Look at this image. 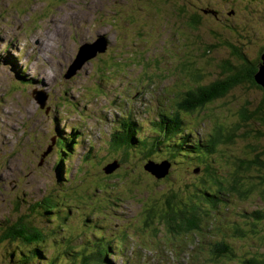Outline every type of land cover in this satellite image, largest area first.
Segmentation results:
<instances>
[{
  "label": "rangeland",
  "instance_id": "374dc122",
  "mask_svg": "<svg viewBox=\"0 0 264 264\" xmlns=\"http://www.w3.org/2000/svg\"><path fill=\"white\" fill-rule=\"evenodd\" d=\"M263 1L0 0V224L5 218L13 223L28 214L18 202L20 198L26 195L30 201L40 199L54 186L52 166L62 157L57 150V135L66 146L75 132L81 137L74 140V154L66 166L72 168L73 179L88 162L99 164L106 159L102 167L108 170L107 165L119 159L109 143L124 113L132 115L137 127L144 125L141 129L145 137L152 132L153 121L160 120L159 113L171 108L182 109L181 116L192 131L191 141L198 135L234 129L235 124L244 134V128L250 125L244 138H235L227 156L233 155L230 161L238 164L244 158L264 159V124L254 126L251 119L241 115V111L246 114L258 107L263 96L259 86L240 78L237 86L205 109L193 114L183 110L188 92L198 84L235 73L228 65H238L237 59L226 43L219 46L216 33L231 43L245 42L254 55L264 45ZM204 9H213L219 16L204 13ZM195 13L201 15V21L193 28ZM100 37L111 42L109 48L79 63L84 42L92 43ZM110 56L107 66L103 61H109ZM16 72L20 80L14 77ZM24 81L28 90L20 85ZM57 130L61 132L57 134ZM155 160L164 162L158 156ZM141 161L139 157L125 169L129 172L134 167L132 173L121 179L117 177L122 172L113 174L116 178L109 181L113 188L122 190L125 199L106 220L111 230L125 232L120 233L124 235L122 244L128 245L116 264L123 259L127 264H235L215 257L231 238L227 230L220 235L222 229L238 222L249 230L257 222V230L264 233V216L254 218L255 211L264 213V181L249 194L231 193L228 203L218 207L206 203L204 209L209 215H204L200 228H169L164 221L157 222L160 218L147 228L143 218L148 212L166 210L161 203L153 205L152 194L160 199L172 189L170 182H178L177 177L188 180L191 187L199 185L195 176L202 171H197L195 162L180 169V162H176L165 169L162 180H157L144 169L147 162ZM220 165L227 171L225 162ZM89 167L85 168L87 180L94 182L102 167ZM244 172L248 182L259 184L264 165ZM170 173L172 180L166 179ZM133 180L137 185H131ZM207 187L216 188L211 184ZM71 225L74 229L79 226L73 221ZM76 235L74 245L83 246L86 238ZM254 248L264 249L262 245ZM6 255L0 246V264H4Z\"/></svg>",
  "mask_w": 264,
  "mask_h": 264
},
{
  "label": "trees",
  "instance_id": "16d2710c",
  "mask_svg": "<svg viewBox=\"0 0 264 264\" xmlns=\"http://www.w3.org/2000/svg\"><path fill=\"white\" fill-rule=\"evenodd\" d=\"M200 16L198 13L193 15L191 19L193 28L200 24ZM237 28L233 26L234 30ZM216 35L219 46L226 43L231 48L234 58L237 59L238 65H228L229 69L235 73H231L226 79L198 84L196 89L188 92L189 96L184 99L183 110L186 114H193L205 109L209 104L226 95L241 80H244L252 86H259L263 90V96L257 104V108L253 111L247 110L246 114L241 111V115L243 114L246 119H251L254 126L264 124V89L255 79L260 64H263L264 45L254 55L249 52L242 40V43H231L224 39L222 34L216 33ZM111 59L110 56L109 61H103L104 64L108 66ZM13 75L20 80L19 73L16 72ZM240 78L243 79L239 80ZM20 83L25 90H28L24 85L28 84L27 82ZM95 83L97 85V80ZM32 84L31 81V87ZM199 92H201L200 96L197 95ZM195 93H197L196 97H194ZM170 111V113L165 111L159 113L158 119L160 120L154 121L153 129L150 130L152 136L149 132V136L146 135V137L143 135L144 129H141L144 125L139 123L140 127L136 128L137 121L132 117L122 116L123 120L116 128L114 127L111 134L109 148L112 152L119 154V159L114 160L116 167L108 172L109 174L105 169L106 166L102 167L105 159L99 164H97L99 161L86 163L81 168V173L74 176L73 179L72 168L69 169L66 166L69 157L74 154L72 147L77 144L74 140L81 137L78 136L79 133L75 132L66 146V142L64 143V140H61V137L57 135V150L62 157L60 163L57 162L52 166L56 180L54 186L49 188L40 199L30 201L31 199L26 195L22 199L20 198L18 202L24 206L28 214L24 217L21 216L17 222L13 223L5 218L0 224V246H3L5 254H7L6 257L2 256V263L37 264L38 261L40 264H116L115 260L124 254L123 247L128 245L122 244L124 236L120 234L123 232L122 229L111 230L106 220L110 218V215L113 216L115 210L119 208V203L125 199H123L122 190L119 191L118 186L113 188L112 185H109V181L116 178L113 174L122 172L117 177L121 179V176L132 173L134 167L129 172L125 169L131 167L132 162H137L139 157L145 163L155 160L156 156L172 166L176 162H180L178 169L190 162H195L198 166L197 171H202L201 174L195 176L199 185L191 187L188 180L183 182L180 177H177L179 178L178 182L177 180L170 182L169 185L172 186V189L163 194L160 199L152 194L153 205L161 203L166 206V210L155 211V213L153 209L148 212L143 218L144 226L147 228L152 227L157 218L161 219L157 222L164 221L169 228H182L186 231L200 228L204 215H209L204 209L206 203L215 204L218 207L219 204L228 203L227 197L231 193L239 192L240 195H246L253 188L263 185L264 177H261L262 182L259 184L248 182L244 171H248L255 165L263 166L264 159L261 160L260 157L244 158L238 164L230 161L234 158L233 155L227 156L231 150V144L236 142L235 138H244L251 129L250 125H246L249 128H244V134L240 133L243 129L235 124L234 129L229 128L226 132L216 130L197 141H191L192 131L191 128H188L187 121L182 117V109L171 108ZM244 117H241L240 120H244ZM59 132L61 131L57 130V134ZM165 146L169 149L164 150ZM98 159H102V157ZM234 161H237L236 158ZM224 162L227 164V171L220 165ZM88 166H90L89 168L102 167L94 182H91L90 179L87 180L89 174L85 168ZM117 170L119 171L115 172ZM221 170H225L222 172L224 175H221ZM62 177L66 182L61 179ZM156 178L162 180L164 177L158 178L157 176ZM168 178L172 180L171 173L169 177H166V179ZM207 184L216 188L209 189ZM131 185H137L136 181H131ZM111 189L113 190L111 191ZM217 201L221 203H217ZM76 209L81 210L82 214ZM211 216L213 217V215ZM263 216L262 211H255V219H260ZM72 221L81 227L78 226V230L74 229L73 224L71 225ZM252 224V228L249 230L242 228L238 222L222 229L220 235L225 234V230H227L230 232L231 238L223 243V247L215 257L230 260L235 264H264V249L259 251L254 248L259 245L264 247V233L257 230L259 225L257 222ZM78 231L86 238L84 239L85 244L81 247L74 245L75 232ZM116 248L119 250L117 251ZM127 263V260L123 259L119 264Z\"/></svg>",
  "mask_w": 264,
  "mask_h": 264
},
{
  "label": "water",
  "instance_id": "95a60500",
  "mask_svg": "<svg viewBox=\"0 0 264 264\" xmlns=\"http://www.w3.org/2000/svg\"><path fill=\"white\" fill-rule=\"evenodd\" d=\"M205 13L207 12H212L213 14H216L215 11L213 10H209V9H205L204 10ZM84 44L86 45H82L83 49H81V54L79 55V60L78 62L80 63L82 61V59H86L87 57H89L90 55H93L95 53H97V51H106L108 46H109V42L107 40V38L105 37H100L99 39L95 40L94 42H84ZM87 50H90L87 54L85 55L86 51ZM85 55V56H84ZM263 58V64H260V69H259V72L256 73V76H255V79H256V82L261 85L264 89V54L262 56ZM74 68V66H73ZM48 151H51L50 148H48ZM167 166V167H166ZM116 167V164H112V165H109V169L107 170V172L113 170L114 168ZM146 168H150L149 166H147ZM157 168V172H155V174L158 176V178H161V177H165L166 176V170L165 169H168L169 166L168 165H164V166H161V167H156Z\"/></svg>",
  "mask_w": 264,
  "mask_h": 264
},
{
  "label": "bare ground",
  "instance_id": "6f19581e",
  "mask_svg": "<svg viewBox=\"0 0 264 264\" xmlns=\"http://www.w3.org/2000/svg\"><path fill=\"white\" fill-rule=\"evenodd\" d=\"M78 20H80L81 21V23H83L84 22V20H82V19H79L78 17H77V21ZM107 31H105V32H103V33H106ZM103 36H105V35H103ZM191 145V144H190Z\"/></svg>",
  "mask_w": 264,
  "mask_h": 264
}]
</instances>
